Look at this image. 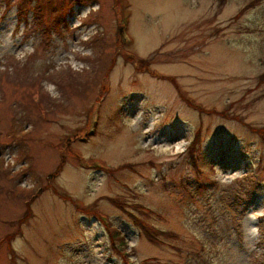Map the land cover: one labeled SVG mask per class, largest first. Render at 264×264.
<instances>
[{"label": "rangeland", "instance_id": "obj_1", "mask_svg": "<svg viewBox=\"0 0 264 264\" xmlns=\"http://www.w3.org/2000/svg\"><path fill=\"white\" fill-rule=\"evenodd\" d=\"M116 1L0 0V264H264V0Z\"/></svg>", "mask_w": 264, "mask_h": 264}, {"label": "trees", "instance_id": "obj_2", "mask_svg": "<svg viewBox=\"0 0 264 264\" xmlns=\"http://www.w3.org/2000/svg\"><path fill=\"white\" fill-rule=\"evenodd\" d=\"M252 4L253 3H249V4H247V6H251ZM261 77L264 78V74H262ZM188 102L191 103L190 101H188ZM215 112L218 113V111H215ZM220 113H221L222 116H227L228 115L227 111H225V110H222ZM253 130H254V132H256L260 136V138H262V141L264 142V127H255V128H253ZM194 138L195 139L198 138V134H195ZM197 140L198 139L192 141L191 145H194ZM112 200H113L114 203L118 204L119 207L125 208V207H123V205L126 204V203H119L118 201H115L114 199H112ZM131 206L135 210L138 207L136 205H130V207ZM138 208L139 209H137V210H141L143 207L139 206ZM129 215L132 218V220L134 221V223L136 224V226L138 228H140L144 233H146L151 241L156 242V239H157L156 238V234L157 233H162V232L159 231V230H156V229H154L155 230L154 232H150L149 230L146 229V228H150V227L144 228L145 226L142 225V222H140L138 220L137 216L132 211L129 212ZM108 233H109V237H110L112 246L116 247L119 250V254L122 256L123 264H127V261L125 260L126 257H124V255H123V249L126 246V241H125V237H124L122 231L120 229H118L117 227L110 226V227H108ZM164 234L169 236L168 233H164ZM10 251H11V249H10ZM141 263L142 264H146V260H144Z\"/></svg>", "mask_w": 264, "mask_h": 264}]
</instances>
